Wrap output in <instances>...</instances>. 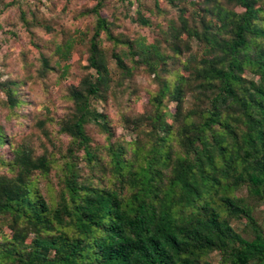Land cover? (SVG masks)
Here are the masks:
<instances>
[{"label": "trees", "instance_id": "obj_1", "mask_svg": "<svg viewBox=\"0 0 264 264\" xmlns=\"http://www.w3.org/2000/svg\"><path fill=\"white\" fill-rule=\"evenodd\" d=\"M105 1L89 11L95 23L86 74L67 88L71 104L58 122L70 139L59 192H40L35 176L48 175L54 163L28 142L1 162L0 221L10 236L0 241V264H264V231L254 217L255 205L264 210V0H166L179 14L151 42L115 36L114 22L100 13ZM134 22L152 26L138 10ZM191 41L201 44L200 56L190 53ZM73 49L69 41L56 53L67 62ZM39 59L41 76L54 71L46 56ZM139 66L157 90L148 111L123 117L136 139L128 149L110 146V179L101 185L78 171L76 153L88 169L99 165L87 129L112 137L98 105L115 98ZM15 87L0 82L12 107L19 104ZM188 94L194 105L185 111ZM243 187L247 196H237ZM242 219L250 239L230 224Z\"/></svg>", "mask_w": 264, "mask_h": 264}, {"label": "rangeland", "instance_id": "obj_2", "mask_svg": "<svg viewBox=\"0 0 264 264\" xmlns=\"http://www.w3.org/2000/svg\"><path fill=\"white\" fill-rule=\"evenodd\" d=\"M0 0V82L16 84V94L19 104L12 107L6 104V96L0 90V130L5 137V143L0 147V174L5 173V166L13 148L23 141L31 144L36 155L46 154L54 163V167L46 176L37 175V187L45 197L54 198L59 192L61 179L64 175V163L67 161L66 150L69 138L59 133L58 122L69 111L70 101L67 88L76 84L86 74L83 66L87 58V41L92 34L95 15L89 11L95 5V0ZM139 1L140 5H137ZM197 1V0H188ZM189 12L196 11L189 4ZM136 10L152 21L151 27H141L136 22ZM237 12L241 9L236 8ZM108 21L114 22L113 34L129 40L145 38L151 42L157 39L159 29L164 31L168 21L174 20L177 8L167 4L166 0H106L100 11ZM49 27L50 30L45 29ZM72 42L73 52L67 62L60 60L56 49L67 42ZM102 47L109 53L112 43L102 37ZM119 46L116 52L121 51ZM203 50L201 44L191 41V54L200 56ZM40 54L48 58L54 71L45 76L40 75ZM69 66L65 76L63 68ZM109 70L113 79L118 80L115 64L109 59ZM247 79L257 78L246 74ZM126 87V88H125ZM125 88V89H124ZM157 90L152 76L148 75L143 66L134 69L132 79H124L122 86L117 88L116 97L109 98L107 103H101L98 108L108 117L112 137L106 135L94 126L87 131L91 138L99 165L93 170L85 167L81 160L82 153L77 152L78 160H74L78 171L87 176L95 175L101 185H107L110 179L109 153L110 146L133 143L136 133L132 127L126 128L123 117L134 118L149 110V99ZM194 105V97L188 94L184 102V110ZM173 103L168 104L172 112ZM45 132V133H43ZM46 134V135H45ZM48 137V140H47ZM246 197L243 187L235 193ZM254 217L264 231L263 205L254 206ZM233 229L244 238L250 239L251 233L246 228L244 220L231 221ZM10 236L9 230L0 221V241ZM211 262H217V253L210 255Z\"/></svg>", "mask_w": 264, "mask_h": 264}]
</instances>
